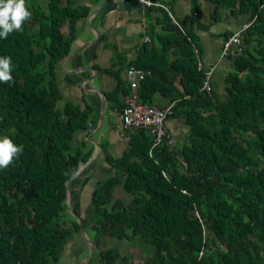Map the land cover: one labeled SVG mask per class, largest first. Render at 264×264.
Instances as JSON below:
<instances>
[{"label": "trees", "instance_id": "16d2710c", "mask_svg": "<svg viewBox=\"0 0 264 264\" xmlns=\"http://www.w3.org/2000/svg\"><path fill=\"white\" fill-rule=\"evenodd\" d=\"M213 1L217 14L229 5L251 17L243 54L227 58L234 68L225 96L214 89V72L212 91H203L209 70L200 67L178 29L187 45L185 61L167 71L151 60L136 68L151 71L140 88L144 102L152 104L157 93L169 98L175 104L169 118L186 119L189 142L177 149L168 140L154 147L146 129L135 130L132 150L108 160L117 174L98 182L84 213L80 193L91 176H73L92 155L75 148L74 135L87 129L90 113L60 105L57 68L71 54L88 10L72 0H26L31 19L0 38V58L11 57L13 77L0 83V137L23 146L0 169V264H59L81 231L68 208L95 233L99 264H264V0ZM194 27L195 20L184 22L193 44ZM127 84L118 81L109 99L118 90L128 95ZM120 185L129 203L114 199ZM107 237L134 251L98 250ZM93 263L91 258L87 264Z\"/></svg>", "mask_w": 264, "mask_h": 264}, {"label": "crops", "instance_id": "0c3cea01", "mask_svg": "<svg viewBox=\"0 0 264 264\" xmlns=\"http://www.w3.org/2000/svg\"><path fill=\"white\" fill-rule=\"evenodd\" d=\"M150 1L151 6L139 0H72L75 6L87 9L88 14L79 20L71 54L60 62L57 71L59 87L64 94L60 105L72 103L90 113L87 129H79L74 135L75 148L81 147L92 155L81 168L89 171L90 181L92 178L96 181L80 193L84 213L92 204L98 182H106L117 174L116 167L108 160L114 162L122 158L133 147L134 131L123 132L119 120L127 94L118 90L109 99L118 81L128 83L127 70L141 64L147 66L151 61L163 71L174 69L185 57L187 46H182L184 39L179 29L193 45L204 71L213 70L214 89L225 96L227 78L234 67L230 59L221 56L224 40L240 31L251 19L249 14L233 12L229 5L223 6L217 14L218 6L213 0H199L197 7L194 0ZM191 19L195 20L194 44L184 29V22ZM63 31L68 33V27ZM170 103V99L160 93L152 102L160 107ZM167 125L176 149L189 142L190 127L183 116L169 118ZM115 189V200L130 202L131 197L122 185ZM71 243V253H66V247L62 255L75 254L72 251L75 244ZM111 243L123 245L115 238ZM100 246L103 250L105 242ZM116 247L121 250L119 245ZM80 249L78 256L60 260L59 264L88 263L91 258L86 260L89 257L87 245L81 242Z\"/></svg>", "mask_w": 264, "mask_h": 264}, {"label": "built area", "instance_id": "2783aa9c", "mask_svg": "<svg viewBox=\"0 0 264 264\" xmlns=\"http://www.w3.org/2000/svg\"><path fill=\"white\" fill-rule=\"evenodd\" d=\"M144 5L151 6L150 0H139ZM251 26L247 23L238 32H235L225 38L221 56L223 58H236L243 54L245 46L243 43V34ZM200 67L201 63L199 62ZM147 73L143 69L130 68L126 72V80L130 85V92L124 101V107L120 113V126L123 132H133L137 129H146L153 138V146L156 147L166 140L173 144L170 139L171 134L168 129V119L173 114L175 104L171 103L166 107H160L155 104L144 102L139 93V87L145 81ZM213 70L206 74V80L202 87L203 91L210 93L212 91L211 80ZM170 139V140H169Z\"/></svg>", "mask_w": 264, "mask_h": 264}, {"label": "clouds", "instance_id": "9594fccd", "mask_svg": "<svg viewBox=\"0 0 264 264\" xmlns=\"http://www.w3.org/2000/svg\"><path fill=\"white\" fill-rule=\"evenodd\" d=\"M31 16L26 0H0V38L7 39L13 31H21L24 22L30 20ZM11 72V57L0 58V83L13 81ZM22 151L23 146H17L8 136L0 137V169L11 165Z\"/></svg>", "mask_w": 264, "mask_h": 264}, {"label": "rangeland", "instance_id": "374dc122", "mask_svg": "<svg viewBox=\"0 0 264 264\" xmlns=\"http://www.w3.org/2000/svg\"><path fill=\"white\" fill-rule=\"evenodd\" d=\"M64 90H65V88H64ZM63 92V91H62ZM72 94L74 95V96H76L77 95V93H74V92H72ZM65 96H66V94H65ZM92 183H96V181L92 178V180L90 181V183L88 184V185H92ZM117 189V188H116ZM115 189V190H116ZM116 194H114V196H115ZM85 231L88 233V237H89V239L91 238V241L93 242V239H95V233L92 231V230H89V229H85ZM105 234H103V236H104ZM102 236V237H103ZM77 238V239H76ZM112 239L113 238H106L105 239V248L109 245V247H111V248H117L116 247V245H119L120 246V248H121V250H122V253H123V255L124 254H129V253H132V251H134L132 248H133V246H131V244H129V243H127L126 241H124V242H126V243H124L123 241H122V243H123V245H120V244H117V243H111L112 242ZM73 242H74V244H75V247H73V252L74 253H79L80 252V245H81V242H83V244L84 245H87V243H86V239H85V236H84V234H83V231H82V229H81V231L78 233V234H76L75 235V237H74V240H73ZM71 242L70 243H68V245L66 246L67 247V249H66V253H71V248H72V246H71ZM111 245V246H110ZM105 248H103V249H105ZM118 249V248H117ZM98 250H101V247H99V249ZM120 250V249H119ZM120 250V251H121ZM65 251V250H64ZM79 251V252H78ZM89 251H90V249H89ZM119 251V252H120ZM121 253V252H120ZM135 259L138 261V253L137 252H135ZM77 256L76 254H71V255H62L61 256V258H60V260H64V259H69V258H72L71 256ZM89 255V257H90V255L91 254H88ZM88 257V256H87ZM87 259V258H86ZM93 260H94V263L93 264H98L99 263V257H97V256H93ZM69 261H72V260H69ZM68 261V262H69ZM60 262V261H59ZM87 264V263H86Z\"/></svg>", "mask_w": 264, "mask_h": 264}, {"label": "water", "instance_id": "95a60500", "mask_svg": "<svg viewBox=\"0 0 264 264\" xmlns=\"http://www.w3.org/2000/svg\"><path fill=\"white\" fill-rule=\"evenodd\" d=\"M85 168V167H84ZM84 168H81V169H79V171L73 176V178H75V177H77V176H79L80 174H82L83 172H84ZM67 193H68V196H67V205L68 206H70V201H71V195H70V185H69V181L67 182ZM68 210H69V212L73 215V216H75L78 220H79V222H80V224H81V229H82V231H83V234H84V236H85V239H86V243H87V247H88V249H90V251H89V254H91L90 255V257H88L86 260H88V259H90V258H92L93 256H94V246H93V244L91 243V241L89 240V237H88V235H87V232L85 231V227L83 226V223H82V220H81V218L74 212V211H72V209L71 208H68Z\"/></svg>", "mask_w": 264, "mask_h": 264}]
</instances>
